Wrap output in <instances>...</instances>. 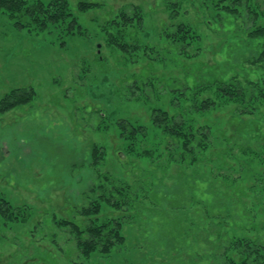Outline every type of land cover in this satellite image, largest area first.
<instances>
[{"label": "rangeland", "instance_id": "obj_1", "mask_svg": "<svg viewBox=\"0 0 264 264\" xmlns=\"http://www.w3.org/2000/svg\"><path fill=\"white\" fill-rule=\"evenodd\" d=\"M200 1L66 0L71 16L43 29L0 13V98L36 94L0 114V196L21 213L0 216V264H203L226 238L264 243V100L244 107L215 83L250 74L242 39L264 0H249L257 20L244 10L234 38L203 24ZM155 109L168 113L161 126ZM104 176L126 205L98 200L94 214ZM106 218L120 219L123 242L83 255L67 222Z\"/></svg>", "mask_w": 264, "mask_h": 264}, {"label": "trees", "instance_id": "obj_2", "mask_svg": "<svg viewBox=\"0 0 264 264\" xmlns=\"http://www.w3.org/2000/svg\"><path fill=\"white\" fill-rule=\"evenodd\" d=\"M181 2L182 0H169L167 3L168 5H173V8H177ZM200 3L206 8V12L203 16V24L213 31L215 29L216 31L223 29L231 31V38H234L233 34L241 30L238 20L241 19V17L244 20V15L242 14L244 10L248 12V16L253 22H255L258 17V11L252 10L251 6L248 5L249 0H201ZM91 6H93L92 3L82 2L79 4V10L85 11ZM3 11L9 12L12 19H18L15 24L21 28L32 23L43 29L47 27L49 23H58L71 16L66 0H53L47 5L39 1L29 4L27 0H0V13ZM122 17L124 19L127 18L124 14H122ZM25 18L29 19L28 23H25ZM69 28L72 30L73 25L70 24ZM248 32L249 34L246 40L242 39L245 44V49H241L240 53L242 52V54L245 55L242 59L245 61H243L242 64L248 63L249 69L243 68L244 66L242 64L238 65L242 70L250 74L243 77H241L239 73L227 76L223 75V77L225 76L224 79L218 80L215 83L218 84V91L225 99L241 101L245 104L244 107L249 106L253 108L254 103L256 105L258 101L264 100V21L257 23L255 27ZM229 41L231 43L230 47H232V44L234 45L235 42L233 39ZM122 45L123 47L126 46L124 44ZM233 50L239 49L238 47H234ZM244 51H247L248 55H246ZM252 64L253 67L255 66L254 68L250 66ZM35 97L36 94L33 86L12 88L0 98V114L13 107L30 103ZM210 104V102L208 103V99L203 100V108L209 107ZM160 115H162V118ZM168 117L166 111L155 109L153 122L161 126L163 121L169 120ZM125 122L126 121H121L119 124L123 131H128ZM130 133H136V128H130ZM205 135L206 133H203V136ZM262 135L264 134H257V136ZM179 136L185 138L184 142L186 146H189V144H191V146L194 145H192V143L195 139V133H193L192 130L181 132ZM252 137L251 133L247 136L248 139ZM256 140H258L257 143L264 142V136L258 137ZM254 151L258 152L260 150L255 149ZM92 153L98 156L97 147L93 148ZM103 178L108 183L104 182L99 185L103 193H100L96 201L88 208L89 210L91 209V212L94 214H97L99 211L98 200L110 203L113 201L112 198L116 197L117 192L115 191L121 190L118 184L116 185L119 181H116L113 177L104 176ZM129 187V185L124 183V188ZM123 200L118 201V199H115L113 204L120 205L123 203ZM123 205H126V203H123ZM89 210L87 212H89ZM18 212L15 211L10 201L4 196H0V216L6 219H11L13 216L18 218L21 216L20 211ZM67 223L70 224L77 233V245L83 255H89L96 251L108 254L115 246L121 244L124 240L121 233L122 223L118 218H106L97 224L95 221H91L83 225V227L74 222L68 221ZM259 241L261 240L259 239ZM230 247L234 248L233 250L237 252L238 256L235 257V259H230L228 257L227 249ZM212 254L213 252H209V257L203 254V264H264V243L258 242L257 238L254 240H234V238H226L222 247L218 249V255L217 252ZM214 255L217 256L212 257ZM193 261L195 264H199L196 257H193Z\"/></svg>", "mask_w": 264, "mask_h": 264}]
</instances>
